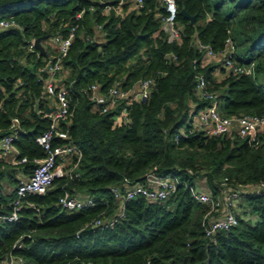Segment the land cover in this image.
Returning a JSON list of instances; mask_svg holds the SVG:
<instances>
[{
	"label": "trees",
	"instance_id": "obj_1",
	"mask_svg": "<svg viewBox=\"0 0 264 264\" xmlns=\"http://www.w3.org/2000/svg\"><path fill=\"white\" fill-rule=\"evenodd\" d=\"M176 2L194 19L178 10L180 37L169 39L158 14L160 0H143L138 7L124 1L121 14L95 0H0V16L13 14L20 23L0 27V135L16 115L14 142L28 157L20 164L0 159V264L9 251L21 258L17 264H264V195L244 192L255 220L239 214L235 225L211 237L202 224L205 203L187 185L217 191L221 177L264 180V141L236 132L175 137L208 100L197 92L198 73L216 91L223 113L264 111V0ZM72 25L60 74L73 106L69 132L83 150L80 174L56 176L45 192L27 193L17 216L8 218L20 178L33 169V157L45 153L35 138L51 120L44 113L50 95L38 78L39 65L55 53L45 40L67 34ZM43 33V50L29 45ZM227 36L238 60L254 61L253 72L227 70L221 59L207 60L197 45L200 39L220 50ZM145 76L155 79L148 97L130 101L122 120L121 103L99 110L85 90L92 81L102 89L114 81L126 88ZM149 168L175 173L181 181L161 199H126L124 214L112 224L90 222L114 209L111 183L124 174L140 179ZM65 190L91 193L96 202L65 207L57 202Z\"/></svg>",
	"mask_w": 264,
	"mask_h": 264
},
{
	"label": "built area",
	"instance_id": "obj_2",
	"mask_svg": "<svg viewBox=\"0 0 264 264\" xmlns=\"http://www.w3.org/2000/svg\"><path fill=\"white\" fill-rule=\"evenodd\" d=\"M102 4L103 9H114L117 13H122L120 6L122 2H130V5L138 7L143 0H95ZM163 9L158 14L161 17L162 27L167 32L169 39L179 38L181 24L176 19L178 6L176 0H160ZM90 7H93L91 5ZM82 10L77 12L81 15ZM17 25L20 23L10 14L0 16V27ZM100 26V23H97ZM72 25L69 32L63 35L56 32L50 35L51 43L55 53L39 65L38 78H42L43 87L50 95L47 106L55 105L53 109L44 113L51 118L49 125L35 138L45 149L43 156L33 157L36 162L33 169L27 175L20 178L16 186V195L12 199V208L5 214L8 218H15L17 211L24 197L29 192H45L52 184L56 176L73 178L80 174L79 163L83 154L82 147L72 139L68 122L73 114V106L70 103V89L66 82L62 80L60 68L62 66L61 56L67 52L69 43L75 31ZM34 44V38L29 43ZM197 45L204 51L206 58L221 59V64L227 70L253 72L254 61L243 62L234 56L235 44L230 36L225 38L224 47L215 50L209 42L197 40ZM175 56V54H173ZM153 76L139 77L129 87H122L118 81L109 84L106 89L100 87L99 82L92 81L85 88L88 97L99 110L113 108L121 103V108L117 113V118L125 119L127 104L133 99L145 100L154 84ZM197 92L208 100L205 105L199 107L191 113L189 119L180 125L176 138L179 134L190 132H201L206 135H232L235 132L247 137L250 141H264V111L258 112H238L223 113L218 106L217 93L212 88L206 86V79L202 73L196 76ZM46 106V107H47ZM20 128L19 118L16 115L11 117L8 131L0 135V159L20 164L28 160L26 154H20L19 148L14 140ZM181 177L172 172L161 173L155 169H147L140 179H132L128 175H123L117 182L109 185L115 199V207L109 213H102L91 218L92 224H112L119 216L124 214L125 200L138 194L150 199H161L173 191ZM194 198L205 203L202 214V224L208 236H214L215 232L221 228H229L239 220L240 206H237L236 197L244 192H254L264 195V180L235 182L223 177L219 181L217 191L200 186L196 182L187 183ZM27 202H29L27 200ZM57 202L65 207H83L92 205L96 198L91 193L71 192L65 190L58 195ZM19 244L16 243L15 245ZM12 260L5 259L3 264L22 263L21 258ZM148 262V261H147ZM146 264V263H144Z\"/></svg>",
	"mask_w": 264,
	"mask_h": 264
},
{
	"label": "rangeland",
	"instance_id": "obj_3",
	"mask_svg": "<svg viewBox=\"0 0 264 264\" xmlns=\"http://www.w3.org/2000/svg\"><path fill=\"white\" fill-rule=\"evenodd\" d=\"M49 38H50V36H49ZM45 42H46V44H50L51 51H54L55 52L54 47H53V45L51 43V40L50 39L49 40L47 39V40H45ZM42 44H43V42H42ZM43 48H45L44 47V44H43ZM207 60H210V61H213L214 62V61H216L218 59L217 58H207ZM221 74L222 73L219 70V75H221ZM184 123L185 122H183L181 125H183ZM221 178H223V177H221ZM236 202H237V206H240V208H241L239 214H242L245 217H248L250 220L254 221L255 218L257 217V215H256L255 212H253V211L250 210V207L248 206V203H247V201H246V199H245V197H244L243 194H241L239 197H236Z\"/></svg>",
	"mask_w": 264,
	"mask_h": 264
},
{
	"label": "water",
	"instance_id": "obj_4",
	"mask_svg": "<svg viewBox=\"0 0 264 264\" xmlns=\"http://www.w3.org/2000/svg\"><path fill=\"white\" fill-rule=\"evenodd\" d=\"M178 10H179L180 12H182L183 14H185L186 16H188V17L190 18L191 21H193V19H194V14H193V13H190V12H189L184 6H181ZM47 35H48V33H43V34L38 35V36H36V37L34 38V44H35V46H37L40 50H43V49H44V48H43V44H42V42H41V37H45V36H47ZM36 105H37V103H35V107H36ZM54 107H55V105L52 104V105H50V106H47V107H46V110H47V111H50V110L53 109ZM19 241H20V238H18V239L16 240V243H18ZM6 259H7V261L12 260V262H15L14 259H11V252H10V251L7 253V255H6Z\"/></svg>",
	"mask_w": 264,
	"mask_h": 264
},
{
	"label": "crops",
	"instance_id": "obj_5",
	"mask_svg": "<svg viewBox=\"0 0 264 264\" xmlns=\"http://www.w3.org/2000/svg\"><path fill=\"white\" fill-rule=\"evenodd\" d=\"M47 39L49 40L50 38L48 37Z\"/></svg>",
	"mask_w": 264,
	"mask_h": 264
}]
</instances>
